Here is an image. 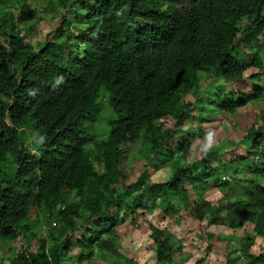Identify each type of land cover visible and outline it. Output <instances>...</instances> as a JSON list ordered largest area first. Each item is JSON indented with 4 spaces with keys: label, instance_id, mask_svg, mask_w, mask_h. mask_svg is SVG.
Listing matches in <instances>:
<instances>
[{
    "label": "trees",
    "instance_id": "1",
    "mask_svg": "<svg viewBox=\"0 0 264 264\" xmlns=\"http://www.w3.org/2000/svg\"><path fill=\"white\" fill-rule=\"evenodd\" d=\"M44 2L58 25L36 41L38 22L20 28L13 9L29 22L28 0H0V264H138L121 253V231L155 208L207 236L210 225L242 230L220 263L239 251L264 264L263 246L253 251L264 239V0ZM101 92L113 117L92 134ZM230 118L244 124L230 156L195 147ZM163 166L169 177L153 181ZM212 188L223 191L216 204ZM165 230H147L156 264H179ZM10 244L21 251L8 256Z\"/></svg>",
    "mask_w": 264,
    "mask_h": 264
},
{
    "label": "rangeland",
    "instance_id": "2",
    "mask_svg": "<svg viewBox=\"0 0 264 264\" xmlns=\"http://www.w3.org/2000/svg\"><path fill=\"white\" fill-rule=\"evenodd\" d=\"M30 6L35 10V18L29 20L22 19L19 12L21 10L18 6H14L13 9H16V22L19 23L21 28L24 25H29L30 22H38L33 33L36 34V41L39 38V32L43 29H53L54 26L58 25L57 16H54L55 12L46 10L47 3L44 0H28ZM6 6H0V14H4L6 11ZM69 16L68 18H70ZM39 18V20H38ZM25 23V24H24ZM23 24V25H22ZM50 29V30H51ZM21 34L25 35L26 31L22 30ZM260 84H264V77H261ZM250 88V87H248ZM109 94L106 92H101L98 98V102L101 104L102 108L98 115V120L93 124L92 128L89 130L90 133H98V131L105 132L104 128L107 127L108 120L113 117V113L108 104ZM264 104V103H263ZM264 107V106H263ZM248 114L252 116L254 111L247 110ZM247 114L246 112L243 113ZM234 120V121H231ZM240 121V122H238ZM243 121L239 118H230L225 120L222 124L215 123L213 125H206V133L204 136H200L199 141L195 144V147L200 146L202 150H207V148L219 149L220 151L225 150L227 156L231 155L235 143L243 134ZM233 131L234 133H231ZM204 140V143L202 140ZM140 144L136 145L133 154L131 157L126 160L127 164H124V167L127 169V183L134 181L138 174L140 173L139 168L135 164V158L138 155ZM200 156L199 151L196 152ZM137 168H136V167ZM170 168L168 166L159 167L155 169L154 167L150 168V177L153 181L165 180L169 177ZM245 172H241L240 176H244ZM237 190L240 192L241 186L237 187ZM223 191H218L215 188L209 190L206 194L207 197L214 202H218L219 198L222 196ZM225 193V192H224ZM127 212V222H130L134 217V214ZM164 212L160 208H155L150 212L140 211L138 213V224H141L140 228L131 227L128 223L123 225V227H128L129 233L122 232L121 236V245L119 247L121 253L127 257L132 258L138 262V264H156L155 253L153 243L150 242L147 230L151 223H154L159 228H165L166 234L169 235L170 240L176 246H178L180 251L176 253L179 259V264H221L225 263V256L229 252L233 251L238 247L237 240L243 235L241 231L230 232L226 230L223 226L210 225L207 228V232L210 233V236L205 234L203 227L199 224L198 221L194 219L186 220V218L179 219L174 216L163 215ZM143 215L144 219L141 218ZM48 225L43 218L42 221L37 226L38 231L36 230L38 236L31 239L33 246L36 245V240L38 238H43L46 234V229ZM245 230L248 232H253V227L246 224ZM120 231V230H119ZM256 245L253 248V251H256L259 246H263L264 252V239L261 237L257 238ZM12 248L8 251V256L13 254H18L20 252L19 244H10ZM4 247L8 248L9 244H5ZM3 251L0 246V253ZM3 253V252H2ZM7 254V252L5 253ZM233 263L234 264H245V260L239 253V251L233 252ZM239 257V258H238ZM201 260V261H200ZM112 261V260H111ZM111 261L99 260L96 261V264H114ZM199 263H196L198 262ZM219 261V263H218ZM221 262V263H220ZM8 263V262H7ZM5 263V264H7Z\"/></svg>",
    "mask_w": 264,
    "mask_h": 264
},
{
    "label": "clouds",
    "instance_id": "3",
    "mask_svg": "<svg viewBox=\"0 0 264 264\" xmlns=\"http://www.w3.org/2000/svg\"><path fill=\"white\" fill-rule=\"evenodd\" d=\"M41 142L43 141V137L40 138Z\"/></svg>",
    "mask_w": 264,
    "mask_h": 264
}]
</instances>
